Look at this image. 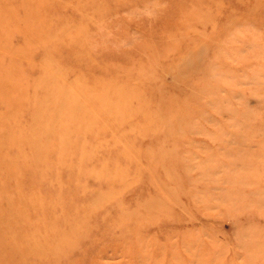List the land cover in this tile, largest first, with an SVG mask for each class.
<instances>
[{
	"label": "rangeland",
	"instance_id": "1",
	"mask_svg": "<svg viewBox=\"0 0 264 264\" xmlns=\"http://www.w3.org/2000/svg\"><path fill=\"white\" fill-rule=\"evenodd\" d=\"M0 264H264V0H0Z\"/></svg>",
	"mask_w": 264,
	"mask_h": 264
}]
</instances>
